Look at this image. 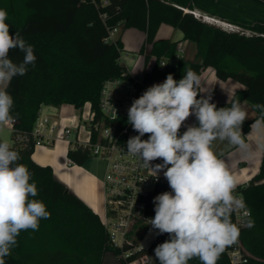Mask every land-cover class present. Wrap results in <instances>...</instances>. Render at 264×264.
<instances>
[{"label": "trees", "instance_id": "16d2710c", "mask_svg": "<svg viewBox=\"0 0 264 264\" xmlns=\"http://www.w3.org/2000/svg\"><path fill=\"white\" fill-rule=\"evenodd\" d=\"M102 2L0 0V9L8 13L10 35L19 32L33 47L37 58L34 66H27L25 75L14 77L6 87L14 100L10 146L20 155L18 163L26 165L32 173L38 189L34 199L43 201L50 212V218L40 220L38 230L21 231L17 245L4 257L5 264H104L105 256L110 253L123 264L142 256L147 257L145 264H159L154 249L169 239L168 234H157L148 248L122 258L132 246H111L100 218L54 177L50 167L40 166L32 159L35 150L32 131L42 106L69 104L81 109L89 103L97 120L102 118L99 108L102 85L130 74L121 61V40H109L110 33L120 26L145 32V46L150 47L145 59L148 62L151 57L156 58L152 70L143 75L145 87L138 88L137 99L153 84L164 82L168 74L179 81L187 69L200 78L205 69L212 68L218 79L233 80L245 87L234 94L231 102L247 101L256 112L254 119H264V109L254 107L264 105V22L242 26L252 33L248 36L194 17L189 12L194 9L191 0H107V5ZM163 23L180 30L185 40L196 44L199 62L180 60L177 65L161 68L162 60H171L177 54L176 43L155 39ZM23 56L18 49L9 53V58L17 64ZM198 91L199 99L200 87ZM231 102L216 105L230 107ZM127 121H122L120 126L129 125L138 135ZM253 121H244L243 135L249 132ZM191 126H198L197 119ZM141 139L147 140L148 134ZM68 156L82 166L90 159V152L88 148L77 147L70 149ZM166 191H172L167 180L156 184L147 200L146 220L155 216L154 198ZM235 194L244 200L250 215L239 227L236 212L233 213L232 222L240 229L238 240L225 248L217 264H232L229 253L236 247L247 258L244 264H264V152L259 173L248 183L237 186ZM249 220L254 223L251 228L246 226ZM148 230L147 227L144 233ZM188 264L201 262L193 258Z\"/></svg>", "mask_w": 264, "mask_h": 264}, {"label": "clouds", "instance_id": "9594fccd", "mask_svg": "<svg viewBox=\"0 0 264 264\" xmlns=\"http://www.w3.org/2000/svg\"><path fill=\"white\" fill-rule=\"evenodd\" d=\"M7 19V11L0 9V85L5 86L0 87V127L14 119V100L6 86L14 77L25 75L27 66H34L37 59L19 32L10 35ZM15 49L24 54L19 64L9 58ZM199 87L200 78L192 69L179 81L168 74L128 109L127 122L138 135L128 139L127 152L155 177L163 171L172 190L154 198L155 216L148 220L158 235L169 236L154 249L159 264H188L193 258L201 264H217L225 248L238 240L240 229L232 222L233 213L246 209L244 200L235 194V177L212 146L217 139L226 140L247 152L241 132L247 113L239 101L217 108L211 95L198 99ZM254 107L264 109V105ZM190 115H195L198 126H189L179 135ZM251 128H264V119L256 120ZM145 134L148 139H141ZM19 159L7 141H0V264H5L4 257L17 245L21 231H36L41 219L50 218L44 202L34 199L37 185ZM157 159L163 163L152 166ZM246 226L254 223L249 220Z\"/></svg>", "mask_w": 264, "mask_h": 264}, {"label": "crops", "instance_id": "0c3cea01", "mask_svg": "<svg viewBox=\"0 0 264 264\" xmlns=\"http://www.w3.org/2000/svg\"><path fill=\"white\" fill-rule=\"evenodd\" d=\"M193 4V11L199 13L201 16H206L217 21L218 24H232L238 27L244 25H253L254 23L264 22V0H191ZM185 12L189 10H184ZM173 29V30H171ZM167 36V37H165ZM177 44V55L167 61V64L177 65L180 60L187 62H199L196 58L197 47L195 43L184 39L183 33L168 24H161L157 30L155 39L162 41V39ZM120 39L123 44V53L121 61L127 67L129 73L136 78H142L145 72L152 70L148 69L149 61L145 57L150 52V47L145 46L146 34L145 32L136 28L123 29L120 26L117 31L110 36V41ZM144 48V52L141 50ZM143 56V58H142ZM154 66V65H153ZM0 87H5L0 85ZM7 87V86H6ZM201 96L207 97L211 95V102L215 104H224L231 102L234 94L237 91L244 90L245 87L233 80L222 81L217 78L214 69H205L200 76ZM246 113L247 119L245 121L254 120L252 124L258 120L256 112L248 105L242 103ZM40 111L44 116H48L52 121L58 122L61 115L64 114V107L42 106ZM189 126L196 120L195 115H190ZM64 122H73L77 116H62ZM187 130V129H186ZM186 130H183L185 132ZM12 122L0 127V141H7L12 143L11 139ZM182 132V133H183ZM243 135V134H242ZM245 143L249 147H254L256 150L245 156L244 152L239 150L236 146L229 150H224L219 159L226 161L233 157L231 162L232 175L235 177L237 186L249 182V180L256 174L258 166H249L248 162H253L255 158H261L264 152V128L252 129L243 135ZM233 146V145H232ZM222 148V143H219L214 149L217 155ZM69 146L63 142H56L53 146L37 147L35 148L32 159L40 166H48L52 169L54 177L68 190L81 200L89 209H91L102 221L106 214L105 195L102 187V180L104 173H99L96 170L95 164L92 161H87L84 165L74 163L68 156ZM232 159V158H231ZM254 159V160H253ZM234 170V172H233ZM236 171V173H235ZM158 230L149 229L147 238L144 241V248L154 241ZM151 235V237H150ZM111 256V260H107ZM108 261V262H107ZM104 264H123L121 259L113 254L105 256Z\"/></svg>", "mask_w": 264, "mask_h": 264}, {"label": "built area", "instance_id": "2783aa9c", "mask_svg": "<svg viewBox=\"0 0 264 264\" xmlns=\"http://www.w3.org/2000/svg\"><path fill=\"white\" fill-rule=\"evenodd\" d=\"M107 5V0H103ZM194 17L202 19L208 24H218L217 21L206 16H201L195 11H189ZM219 25V24H218ZM221 25V24H220ZM222 28L229 32L240 33L250 36L252 33L241 27L224 24ZM117 29L110 33L113 35ZM177 58H181L179 55ZM162 69L166 67L167 60H162ZM158 84V83H155ZM145 87L142 78L133 77L131 74L120 78L110 79L104 82L100 93L99 108L102 118L97 120V115L89 103L86 119H75L72 126H64L56 133L58 122L44 116L40 111L32 134L35 138L34 147L53 146L56 142H65L69 149L77 147L88 148L90 159L101 160L105 163V173L102 187L105 195L106 214L102 219L108 236L109 244L113 247L123 248L125 245L132 249L125 252L121 257L127 258L137 250L144 248V241L148 233H144L140 243L135 246L131 238L134 229L149 224L145 219L147 200L152 195L158 182L165 181L163 171L155 177L150 168L143 166V162L127 152V141L136 136L129 125L120 126L122 121L128 120V109L137 99L139 87ZM114 109L116 115L114 114ZM110 122V124H108ZM83 124L88 131L85 140L80 139V128ZM183 133L179 134L182 135ZM163 163L157 159L151 165ZM247 210L236 212L238 226L241 227L246 221ZM232 264H244L247 258L239 248H234L229 253ZM146 256H142L128 264H145Z\"/></svg>", "mask_w": 264, "mask_h": 264}, {"label": "rangeland", "instance_id": "374dc122", "mask_svg": "<svg viewBox=\"0 0 264 264\" xmlns=\"http://www.w3.org/2000/svg\"><path fill=\"white\" fill-rule=\"evenodd\" d=\"M202 20V19H201ZM222 25V23H220ZM218 25V24H215L217 26H220L221 25ZM222 28V27H221ZM224 29V28H223ZM173 30V29H171ZM167 37V36H165ZM168 38H164L162 40H166ZM143 58V56H142ZM155 61H156V58L155 57H151L150 59V62H149V66H148V69L151 70V68L153 67V65L155 64ZM64 107V114L60 116L59 120H58V126H57V129H56V133H58V131L60 129H62L64 126H72L74 123L72 122H64L61 118L62 116H72L73 114H75V116H77L78 119L80 120H85L86 119V113L88 112L89 110V105H84L81 109H75L72 105H69V104H65L63 105ZM189 120H190V117L184 122V124L182 125L181 129L179 130V134H181L183 132V130H186L188 125H189ZM88 131L84 128L83 124L81 125V128H80V139L81 140H85L87 137H88ZM219 143H222V148L220 149L219 153L217 154V156H220L222 155L223 153H221L222 151L224 150H229L231 149L232 146L231 144H229L226 140L225 141H221L219 139H217L214 144H213V150L216 148V146L219 144ZM264 148V147H263ZM256 149L254 147H249L247 152H244V155L247 156V155H250L252 154ZM232 158V159H231ZM230 159H226V161H224L226 167L228 168V170L230 172H232V169H231V162L233 161V157H231ZM256 160H254L253 162H248V167L250 166H258V170L256 172V174L259 173V170H260V165H261V161H262V157L259 159V158H255ZM90 161L94 162L95 164V167H96V170L99 172V173H104L105 171V163L101 160H96V159H89ZM88 160V161H89ZM234 172V170H233ZM236 173V171H235ZM255 174V175H256ZM149 228V229H152V227L150 226V224H146V225H142L141 227H138L137 229H134L133 232H132V240H133V244L135 246H137L141 239H142V236L145 232V229L146 228ZM151 237V235H150ZM110 257L107 258V260H111V256L112 255H109ZM108 262V261H107Z\"/></svg>", "mask_w": 264, "mask_h": 264}]
</instances>
